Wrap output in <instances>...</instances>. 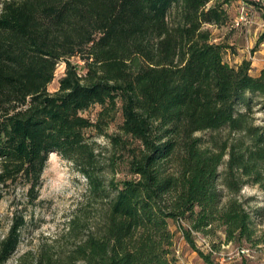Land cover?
I'll list each match as a JSON object with an SVG mask.
<instances>
[{"label": "trees", "instance_id": "1", "mask_svg": "<svg viewBox=\"0 0 264 264\" xmlns=\"http://www.w3.org/2000/svg\"><path fill=\"white\" fill-rule=\"evenodd\" d=\"M230 2L0 0V187L23 185L35 201L57 152L85 176L96 215L68 221L66 261L43 250L20 264H173L169 220L207 264L217 263L194 232L264 242L238 198L246 184L264 191V118L253 114L264 111V67L226 61L229 45L207 27L226 22ZM119 161L130 178H116ZM23 224L16 216L0 239V264Z\"/></svg>", "mask_w": 264, "mask_h": 264}, {"label": "rangeland", "instance_id": "2", "mask_svg": "<svg viewBox=\"0 0 264 264\" xmlns=\"http://www.w3.org/2000/svg\"><path fill=\"white\" fill-rule=\"evenodd\" d=\"M245 20L236 24L241 15V8ZM227 20L221 26L207 25L215 41H223L228 48L224 59L231 64L240 62L243 58L251 61L250 73L255 75L264 67V2L262 0H231L227 5ZM73 61L81 65L76 58ZM64 62L57 64L54 78L48 89L53 91L58 86V78L64 71ZM99 106L94 105L88 114L94 115ZM256 123H261L264 111L259 105L254 107ZM120 113L109 125L108 132L117 130L120 122ZM224 135V132L221 133ZM101 144L108 142L106 137L97 136ZM221 165L219 169L221 170ZM125 162L119 161L116 165V178H130ZM0 187V239L7 233L14 218L23 215L24 224L20 228V240L4 264H20L25 260L34 259L39 252L46 251L53 259L66 261V253L76 238L68 233V221L87 211V222L93 223L96 219L94 205L87 204L84 191L86 178L79 173L72 163L57 152H50L41 174L39 196L33 202H28L23 185ZM238 198L242 200L253 214L257 227V234L264 232V191L257 185H244ZM255 210L257 212H255ZM170 229L175 232L174 248L178 252L173 264H207L198 252L183 238L174 220H169ZM196 248L203 252H210L211 258L217 264H264V242L249 246L247 242H225L223 234L204 235L193 233ZM244 250L243 252L241 250Z\"/></svg>", "mask_w": 264, "mask_h": 264}, {"label": "built area", "instance_id": "3", "mask_svg": "<svg viewBox=\"0 0 264 264\" xmlns=\"http://www.w3.org/2000/svg\"><path fill=\"white\" fill-rule=\"evenodd\" d=\"M239 1H243V0H239ZM264 2V0H262ZM243 7L241 8V12L243 11ZM246 16L245 14L242 12L241 15L239 16L238 20L235 21L236 24L240 23L242 20H245ZM242 252L244 251L243 249L241 250ZM178 250L177 248L175 247V254H177Z\"/></svg>", "mask_w": 264, "mask_h": 264}]
</instances>
